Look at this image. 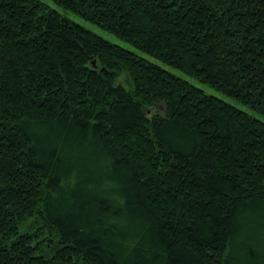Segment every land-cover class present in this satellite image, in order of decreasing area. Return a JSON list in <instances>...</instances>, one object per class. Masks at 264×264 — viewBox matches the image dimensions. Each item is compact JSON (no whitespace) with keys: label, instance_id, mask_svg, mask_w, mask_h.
Returning a JSON list of instances; mask_svg holds the SVG:
<instances>
[{"label":"trees","instance_id":"obj_1","mask_svg":"<svg viewBox=\"0 0 264 264\" xmlns=\"http://www.w3.org/2000/svg\"><path fill=\"white\" fill-rule=\"evenodd\" d=\"M52 1L264 117V0ZM0 264H264V122L0 0Z\"/></svg>","mask_w":264,"mask_h":264},{"label":"rangeland","instance_id":"obj_2","mask_svg":"<svg viewBox=\"0 0 264 264\" xmlns=\"http://www.w3.org/2000/svg\"><path fill=\"white\" fill-rule=\"evenodd\" d=\"M41 3L46 4L47 6H49L50 8L56 10L62 17L67 18L68 20L72 21L73 23L83 27L84 29H86L87 31L95 34L96 36L100 37L101 39L117 45L125 50H128L130 52L135 53L136 55H138L141 58H144L160 67H162L163 69L169 71L170 73L174 74L175 76L189 82L190 84H192L193 86L203 90L207 95H211L215 98H218L222 101H224L225 103L237 108L238 110H241L247 114H249L250 116L264 122V117L252 110H250L248 108V106L243 105L237 101H235L232 98L226 97L223 94L217 92L216 90L208 87L207 85H204L200 82H198L197 80H194L190 77H188L187 75L183 74L182 72L171 68L170 66L163 64L157 60H155L154 58L148 56L145 53L140 52L139 50H137L136 48H134L132 45H130L129 43L122 41L121 39L115 37L114 35L102 30L101 28H99L98 26L91 24L90 22L84 20L83 18H81L79 15L71 12V11H67L64 10L62 8H60L59 6H57L52 0H38ZM119 84H121L123 87H125L126 89H130L131 88V84H130V80L126 75H121L118 78L117 81ZM163 112V106L160 105L158 113H162Z\"/></svg>","mask_w":264,"mask_h":264}]
</instances>
